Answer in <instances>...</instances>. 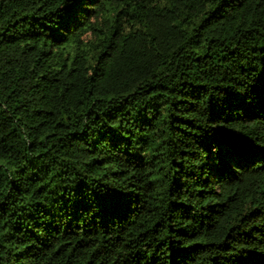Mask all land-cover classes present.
<instances>
[{
    "label": "trees",
    "instance_id": "16d2710c",
    "mask_svg": "<svg viewBox=\"0 0 264 264\" xmlns=\"http://www.w3.org/2000/svg\"><path fill=\"white\" fill-rule=\"evenodd\" d=\"M0 264H264V0H0Z\"/></svg>",
    "mask_w": 264,
    "mask_h": 264
}]
</instances>
